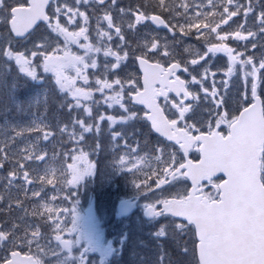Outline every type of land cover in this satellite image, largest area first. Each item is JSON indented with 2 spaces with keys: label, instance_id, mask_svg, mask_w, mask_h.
I'll use <instances>...</instances> for the list:
<instances>
[{
  "label": "snow or ice",
  "instance_id": "obj_1",
  "mask_svg": "<svg viewBox=\"0 0 264 264\" xmlns=\"http://www.w3.org/2000/svg\"><path fill=\"white\" fill-rule=\"evenodd\" d=\"M148 2L0 0V58L33 78L41 69L53 73L54 86L70 96L68 111L85 117L59 130L35 129L44 145L72 146L59 154L73 161L66 169L55 163V153L49 163L46 147L26 143L17 154L9 151L14 140L0 143V181H7L0 188V214L10 216L14 209L24 213L0 223V264H58L68 255L72 230L63 193L92 172L90 152L102 147L97 142L87 150L88 136L98 138L105 121L115 128L133 120L142 123L149 142L155 133L150 159L140 141L130 145L122 133H113L111 146L121 153L119 166L149 200L151 215L173 218L176 230L187 237L180 246L186 264H264V5L261 0H151L149 10ZM25 9L30 14L13 18ZM115 12L126 18L123 23ZM125 29L150 36L142 41L143 52L130 54ZM149 29L171 35L158 36ZM184 37H195L200 46L185 45L186 62L169 61L173 45L184 43ZM103 41L107 43L101 47ZM114 41L119 43L114 46ZM165 73L170 86L154 107L145 78L159 80ZM229 98L236 105L230 115ZM202 105L205 111L210 105L215 116L198 123ZM102 106L104 111L94 113ZM113 108L120 114H111ZM222 116L227 119L217 123ZM209 136L219 138L225 151H239L240 158L196 180L188 167L203 164L205 152L217 151V145L205 142ZM186 138L194 143L187 144ZM33 162L46 164L56 176L50 199L45 176L32 175ZM25 199L34 200L31 210L24 207ZM238 206L240 221L225 234L218 232L215 218ZM248 207L255 209L251 216L245 212ZM25 216L38 222L23 223Z\"/></svg>",
  "mask_w": 264,
  "mask_h": 264
},
{
  "label": "rangeland",
  "instance_id": "obj_2",
  "mask_svg": "<svg viewBox=\"0 0 264 264\" xmlns=\"http://www.w3.org/2000/svg\"><path fill=\"white\" fill-rule=\"evenodd\" d=\"M135 2H136V0H127L126 1L127 5L134 4ZM94 7L96 8L95 5H93V8ZM116 13L118 16H120L118 12H116ZM125 19L126 18L121 17V19H120L121 23H123ZM127 32H129V31L127 30ZM177 39H182V38L179 37ZM183 39H184V43L177 44L180 47L179 48L174 47L175 54L173 56H170V57L174 60H180L182 62H184V61L186 62L188 59V56L184 52L185 45L191 44V45H196L197 47H199L200 45H199V42L195 39V37H184ZM13 46L16 47L15 44ZM12 62L13 61H11V63ZM101 63L104 64L103 59H102ZM14 64H15V68L17 70V73H20L21 76H25L31 82H35L36 77L33 78L31 76H28L26 72H24L20 69L18 64H16V63H14ZM8 67L9 66H7V69H8ZM10 70L11 71L14 70V67L11 66ZM39 73H41V75H43V76L47 75L48 79H50L54 85L55 77H54L53 73H51V72L46 73L42 69L40 70ZM217 80H219V76L217 77ZM56 88L61 93V95H63V96L67 95L64 91L60 90L59 87H56ZM6 94H9V92L6 91ZM35 100H36V97L34 95H30L28 97L27 101H28V104L31 105L32 102H34ZM10 101L12 104H15L13 99H10ZM229 106L231 107L232 111L236 107V105L233 103L232 99L230 100ZM104 110L105 109L103 107L102 108H100V107L94 108V112H102ZM197 111L200 113L199 116H201L202 118H205L204 116L208 117L210 114V112H209L210 108H209V111H205L203 108H199V109H197ZM109 112L111 114H115V115L120 114L119 108L110 109ZM220 120L224 121V119L222 117ZM104 123H106V121ZM139 123H141V122L133 120V121H129L127 123L117 124V125H120V128L122 129L123 127L137 126ZM9 126H11V125L0 126V143H8L10 141H13V140L15 141V139H18L19 143H22V144L17 145V143L14 142L9 149V151L11 153H14L15 151L18 152V150L27 143V142H24L25 139L32 138L30 136L25 137V136H27L25 133L31 134V132H30V130L28 132H25V130L27 129L26 127H28V125H26L25 122H23L21 124H15L14 123V125L12 124L11 129H8ZM109 129L112 130V128H109ZM142 130H143L142 127H137L136 132H141ZM18 132L22 133V135L17 136L16 134ZM36 138H39V137H36ZM137 141H140L141 145H143L145 143L144 140H142V138L141 139L136 138V142ZM85 147L87 148L88 146H85ZM72 162L73 161L68 162L65 166V169L67 168L68 164H71ZM35 166H37V163H35V164L33 163L32 167H35ZM108 169L118 172V175L115 176L117 178V183L111 182V184H109L107 182L101 181V178H98L99 180L91 182V184H94V186L87 188V189L84 188L83 192L81 191V186H80L81 193H80V195H77V199L72 202L73 208H74L73 210L74 211H84V212H88L90 210V212H92L95 204L98 203L99 206H102L101 202H97V203L95 202L94 203V200L92 197L93 193L97 192V194H99V193L103 192V190L105 188H107L109 186L111 188L112 187L111 185L122 186L123 190L121 191V193L118 194L119 197L116 200L112 199L110 202L109 207L111 208V210H112V207L115 206L114 212L116 214V206L118 205V203L121 201L130 200V198L138 199L141 202V210L138 214L132 216L130 219H127V220H120L119 219L118 221H124V222L117 223V226H120V228L127 230V234L131 231V232H137V233H141V234L147 233V234H149L148 237H150V236L154 237V240H156L155 246L157 243L160 244V249H157V248L154 249V260H157L156 262H154L155 264H179V262L181 261L182 255L174 256V254L171 251L174 249L175 244L172 242L177 241L178 236L180 237V235H184V234L179 233L176 230L175 225H170V222H167L165 224H162V223H154V224H150V225L144 224L142 222L143 221L142 212H143V209L145 208V206L150 205L149 200H147L145 198V196L141 192H139L138 189L135 187V185L133 183L132 176L129 172H127L126 170H123L120 166H119V168H112L110 165H108ZM85 178L87 179V174H85L81 178V180L78 182V184L81 185L82 183H84ZM6 183H7L6 180L0 181V188H3L4 184H6ZM77 185L75 187H77ZM69 188H71V187H68L65 190H68ZM19 190H22V189H19ZM12 191L17 192V189H13ZM97 194H96V196H97ZM96 196H95V201H96ZM135 196H137V197H135ZM28 209L31 210L30 208H28ZM14 211H16V210H14ZM23 215L24 214H21V213L19 215H11V220L13 218H18V217L23 216ZM89 216L91 217V213ZM79 217L80 216H78L77 218H79ZM28 218H29L28 216H25L24 221H27ZM11 220H8V221H11ZM106 220L110 223V221H116V217H115V215L111 214V211H110L109 214L107 215ZM74 221H77V220L74 219ZM157 221H160V220H157ZM92 223H93L94 227L99 231L100 226H101L100 224H102L103 221H93ZM125 237H126V235H124L122 237V242L125 240ZM167 241H171V242H169V246H167V243H168ZM107 244H106V246H108ZM159 252H162V253H159ZM113 253H115L114 249H111L109 252H107L105 254V258L101 259L99 264H110L112 262V260H114L118 255H120L119 251H116L117 256L113 257L112 256ZM158 255H160V256H158ZM65 257H67V255L62 256L63 259ZM52 259H53V257H52ZM116 261H117V259H116ZM112 263H114V262H112ZM183 264H186L185 260L183 261Z\"/></svg>",
  "mask_w": 264,
  "mask_h": 264
},
{
  "label": "flooded vegetation",
  "instance_id": "obj_3",
  "mask_svg": "<svg viewBox=\"0 0 264 264\" xmlns=\"http://www.w3.org/2000/svg\"><path fill=\"white\" fill-rule=\"evenodd\" d=\"M12 3L18 2V0H11ZM71 3V0H69ZM90 7V6H89ZM0 14H3L2 11H0ZM116 13H114L115 15ZM89 15L91 17L90 24L91 28L95 29V18L92 16L91 12L89 11ZM99 15V14H98ZM103 26V25H101ZM74 27V26H72ZM3 27L0 26V31H3ZM96 38L93 37V42H95ZM116 43H119V41H114L113 44L115 46ZM126 47L128 48L130 54H138V51L136 47L134 46V41L131 37H126ZM106 44V41L101 42L102 47ZM103 66V64H102ZM129 71L131 69V65L129 66ZM101 74H104L101 72ZM126 74V73H125ZM99 94H97L98 96ZM15 103V102H14ZM13 108L17 109L19 108V104H10ZM103 107V106H102ZM96 142L100 143V140L96 139ZM108 142L112 143V139H108ZM116 150V148H114ZM70 189L76 190V187H71ZM81 189H83L81 187ZM74 208L71 207L68 210V218H67V225L68 228L72 230L71 232V243L69 249L66 251L68 252V259L71 262H75L76 264H89V261L86 262V259L90 256H100L105 255L107 252H109V249L111 247H118V245L109 244L106 246L105 242H103L104 235L101 234L93 225L91 222L92 219L89 216L90 212H84V211H74ZM80 216L79 218H77ZM67 217V216H66ZM76 219L77 221H74ZM116 227L114 226L113 229ZM111 240H115L117 234L115 232L108 235ZM152 248V245H151ZM133 254V253H132ZM139 255H131L129 264H155L157 260H153V253L151 252V249L143 251H138ZM121 260V257L119 258ZM179 264H183V261H180Z\"/></svg>",
  "mask_w": 264,
  "mask_h": 264
},
{
  "label": "water",
  "instance_id": "obj_4",
  "mask_svg": "<svg viewBox=\"0 0 264 264\" xmlns=\"http://www.w3.org/2000/svg\"><path fill=\"white\" fill-rule=\"evenodd\" d=\"M21 14L28 15L30 13L28 12V10H25V12L23 10L20 12H16L14 19L16 16H19ZM165 78H167V76H165ZM157 82L158 80L152 79L150 76L145 78V91L148 95L153 97L154 107L156 105V100L154 98V92H152V87L155 86ZM156 110L158 111V108ZM209 144L217 145V151L212 154L205 152L204 155L205 162L203 164L196 167H188V174L191 175L196 180H202L203 178L207 179L208 176L211 175V173L215 170V168L225 161H231L234 163L239 161L240 158L239 151H225L221 146L220 140H214ZM126 205L127 204L123 203L119 206L120 213L123 216H127L131 214L135 209L134 204H130L128 207H126ZM148 212L150 211L148 210ZM240 212L241 209L238 206L231 212L222 213L219 216H217L214 220V226L217 229V231L220 232L221 234H225L226 229L229 226L235 225L240 221L241 219ZM245 212L248 216H251L254 214L255 209L248 207L245 209Z\"/></svg>",
  "mask_w": 264,
  "mask_h": 264
},
{
  "label": "trees",
  "instance_id": "obj_5",
  "mask_svg": "<svg viewBox=\"0 0 264 264\" xmlns=\"http://www.w3.org/2000/svg\"><path fill=\"white\" fill-rule=\"evenodd\" d=\"M42 91L45 92L42 97V104L37 109H34L31 112L32 120L37 123L39 128H49L52 130H59L60 127H56L55 123L61 122L63 115H54L53 111V86L49 85L42 88ZM2 115H0V120ZM38 134L35 133V129H32V136L37 137ZM59 138V134L57 139ZM42 148L46 147L47 152L53 154V144L44 145L43 142L40 143ZM49 148V150H48Z\"/></svg>",
  "mask_w": 264,
  "mask_h": 264
},
{
  "label": "clouds",
  "instance_id": "obj_6",
  "mask_svg": "<svg viewBox=\"0 0 264 264\" xmlns=\"http://www.w3.org/2000/svg\"><path fill=\"white\" fill-rule=\"evenodd\" d=\"M54 86V85H53ZM55 87V86H54Z\"/></svg>",
  "mask_w": 264,
  "mask_h": 264
}]
</instances>
